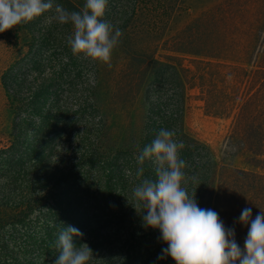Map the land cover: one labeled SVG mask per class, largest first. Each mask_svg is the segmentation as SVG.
<instances>
[{"label": "trees", "instance_id": "trees-1", "mask_svg": "<svg viewBox=\"0 0 264 264\" xmlns=\"http://www.w3.org/2000/svg\"><path fill=\"white\" fill-rule=\"evenodd\" d=\"M114 1L107 0L103 19L120 28V40L128 33L129 17L145 7L148 21L134 26L135 32L158 30V20L166 14L175 19L185 13L189 22L153 45L145 42L138 51L129 42H118L123 57L114 64L115 79L119 88L120 82L127 86L131 107L138 105L140 114L133 127L127 122L124 152L112 158H97L90 132L85 130L81 138L66 135L72 126L54 99L44 104L42 79L19 87L15 79L8 82L5 74L0 76L7 101L14 98L25 118L38 120L12 122L0 148V264H52L58 254L54 242L64 226L81 233L73 242L92 250L89 264H174L167 257L157 260L166 245L159 241L158 231L142 227L131 200V188L138 183L135 156L161 128L174 130V138L183 141L179 157L185 162L189 194L194 192L199 207L216 211L225 228L234 229L238 244L247 232L237 223L241 210L251 208L252 218L264 213V6L252 1L222 11L218 4L210 13L189 15L180 0H170L167 7L162 0H133L129 14L117 19ZM55 2L79 11L84 0ZM148 7L153 8L148 12ZM160 50L166 54H158ZM92 90L103 105L106 91L97 75ZM190 91H196L204 115L231 119L219 161L205 144L184 132ZM102 122L99 118L96 134ZM63 139L67 143H59ZM22 149L28 154L23 156ZM235 160L247 168L233 165ZM143 167L144 177L155 179L151 162ZM119 232L125 241L117 249L110 238ZM141 239L144 243L138 244Z\"/></svg>", "mask_w": 264, "mask_h": 264}, {"label": "rangeland", "instance_id": "rangeland-1", "mask_svg": "<svg viewBox=\"0 0 264 264\" xmlns=\"http://www.w3.org/2000/svg\"><path fill=\"white\" fill-rule=\"evenodd\" d=\"M162 1H164L163 6L165 7L171 5L170 0ZM252 1L258 2L263 8L264 0H180L181 8L186 9L189 15L199 12L210 13V10L215 6L218 7V4L222 11L233 10L241 3ZM113 4L115 6L113 13L116 14L117 19H120L125 13L129 14L133 0H115ZM146 8L139 11L135 17H129V21H127L129 27L126 30L128 33L121 40L119 39V44L124 45L129 42L136 48L134 51H138L137 48L143 46L145 42L153 45L158 38L166 39L173 35V28L184 26L186 22H189L187 21L188 15L185 13L175 19L169 18V15L166 14L158 20V30L149 32L148 28L147 30L141 28L135 32L134 26H141L148 21ZM152 8L148 7V12ZM48 15L50 13H45L30 22L21 23L0 32V76L5 74L7 80L9 79L8 82L15 79L16 85L19 87L28 85L34 78L42 79L40 87L43 88L40 90V94H43L44 104L54 99L61 110L66 113V123L72 126L73 130L67 129L66 135L73 134L74 137L81 138L85 130L90 132V140H93L97 158H112L115 154H121L124 152L127 122L130 121L133 127L140 114L138 105L133 104L131 107V96L127 86L121 85L120 82L119 88L115 79L116 67L114 64L123 57V51L118 48L117 44L111 54L110 67L103 63L90 61L83 56H72L66 45V39L72 31L71 25H59L55 22L50 25L46 24L45 16ZM158 54L166 53L160 50ZM95 75L104 84L106 91V96L102 100L103 105H101L100 99L98 100L92 93ZM13 93L15 94L14 91ZM188 94L190 97L186 100L183 111L184 132L205 144L214 156V160L219 161L222 143L230 130L231 119H218L204 115L202 104L195 98L196 91H190ZM17 104L14 98L7 101L0 85V148L8 140L11 123H17L19 118H25L18 110ZM94 107L97 112L92 110L95 109ZM97 117L103 120V128L96 134L95 130H99L96 126ZM25 119L32 123L38 122L36 118ZM102 132L103 134H101ZM63 140L59 143L68 141V139ZM28 141L33 143L31 134H29ZM64 146L67 147V144ZM25 152L27 151L22 149L23 156L28 154ZM58 152L63 153L60 149ZM16 156L18 154L13 155L12 162H15ZM0 158H2V154H0ZM227 162L229 163V161ZM232 163L239 168H247L240 161L235 160ZM94 174L93 171L90 172V180L95 176ZM35 215V212L31 215L32 220ZM111 222L113 221L111 220ZM114 239L115 241H113ZM124 241L122 232L110 238V243H115L114 248L117 249L121 244L123 245ZM34 242L33 240L31 243H27V248ZM137 242L138 244L144 243L142 239ZM22 243L21 246L24 245V239H22ZM38 245L36 242V247ZM36 247H34V252Z\"/></svg>", "mask_w": 264, "mask_h": 264}, {"label": "clouds", "instance_id": "clouds-1", "mask_svg": "<svg viewBox=\"0 0 264 264\" xmlns=\"http://www.w3.org/2000/svg\"><path fill=\"white\" fill-rule=\"evenodd\" d=\"M107 0H84L79 11H69L55 0H0V32L27 23L45 13V23L71 25L66 45L72 56L110 65L121 30L103 19ZM99 119V117H97ZM171 129L161 128L150 144L135 156V178L131 188L132 207L142 227L159 233L162 247L157 260L170 258L174 264H264V213L251 217V208L241 210L237 223L247 227L242 245L233 228H225L211 208L199 207L189 194L185 162L179 157L182 140ZM154 166L155 179L144 177V163ZM195 180V178H193ZM79 230L64 226L56 236L58 254L52 264H89L92 250L74 244Z\"/></svg>", "mask_w": 264, "mask_h": 264}]
</instances>
